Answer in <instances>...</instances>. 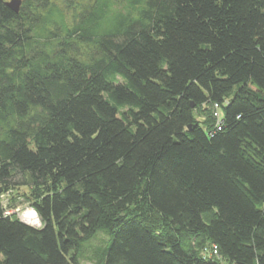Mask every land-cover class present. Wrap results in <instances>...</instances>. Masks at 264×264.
Listing matches in <instances>:
<instances>
[{
    "label": "trees",
    "instance_id": "16d2710c",
    "mask_svg": "<svg viewBox=\"0 0 264 264\" xmlns=\"http://www.w3.org/2000/svg\"><path fill=\"white\" fill-rule=\"evenodd\" d=\"M59 1L0 0V264H264V0Z\"/></svg>",
    "mask_w": 264,
    "mask_h": 264
},
{
    "label": "rangeland",
    "instance_id": "374dc122",
    "mask_svg": "<svg viewBox=\"0 0 264 264\" xmlns=\"http://www.w3.org/2000/svg\"><path fill=\"white\" fill-rule=\"evenodd\" d=\"M11 1V0H6ZM57 2L58 4H62V1L52 0ZM22 176H16L14 181L16 183L22 182ZM31 193V188L29 186H18L8 193L1 196V201L6 209L7 214L11 216H16L19 220H23L22 216L31 210L35 211L32 207V203L26 199V196H29ZM36 212V211H35ZM37 214V213H36ZM38 220H40L39 224H37ZM26 222V221H24ZM28 223V222H26ZM30 226L35 228L42 227V221L37 214V218L33 220L31 223H28ZM107 240V236L104 234H100L99 237L94 240L91 245H89L87 252L85 253V258L82 261V264H93V262L89 259L91 256V250L100 245L102 242Z\"/></svg>",
    "mask_w": 264,
    "mask_h": 264
},
{
    "label": "built area",
    "instance_id": "2783aa9c",
    "mask_svg": "<svg viewBox=\"0 0 264 264\" xmlns=\"http://www.w3.org/2000/svg\"><path fill=\"white\" fill-rule=\"evenodd\" d=\"M214 117L216 119V124H215V128L216 130H221L222 129V126H223V119H224V115H223V112L221 110V108L218 106V105H215V108H214ZM207 253L205 254L206 256H212V255H217L218 251H217V247L214 246L212 248V250H208L206 251Z\"/></svg>",
    "mask_w": 264,
    "mask_h": 264
},
{
    "label": "water",
    "instance_id": "95a60500",
    "mask_svg": "<svg viewBox=\"0 0 264 264\" xmlns=\"http://www.w3.org/2000/svg\"><path fill=\"white\" fill-rule=\"evenodd\" d=\"M6 4L8 5L9 8H11L13 11H15L16 13H18L20 11V7L22 4V0H11L6 2ZM22 221V220H21ZM23 223H25L24 221H22ZM27 224V223H26ZM29 225V224H28Z\"/></svg>",
    "mask_w": 264,
    "mask_h": 264
},
{
    "label": "bare ground",
    "instance_id": "6f19581e",
    "mask_svg": "<svg viewBox=\"0 0 264 264\" xmlns=\"http://www.w3.org/2000/svg\"><path fill=\"white\" fill-rule=\"evenodd\" d=\"M36 213H37V212L31 210L30 212L24 214V215L22 216V218H23L24 221H26V222H28V223H31L33 220H35V219L37 218V214H36ZM26 222H25V223H26ZM28 223H27V224H28Z\"/></svg>",
    "mask_w": 264,
    "mask_h": 264
}]
</instances>
